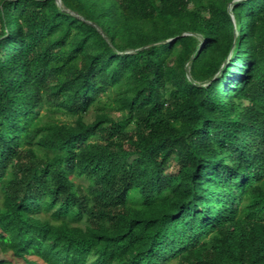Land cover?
<instances>
[{
	"label": "trees",
	"instance_id": "trees-1",
	"mask_svg": "<svg viewBox=\"0 0 264 264\" xmlns=\"http://www.w3.org/2000/svg\"><path fill=\"white\" fill-rule=\"evenodd\" d=\"M0 264H264V0H0Z\"/></svg>",
	"mask_w": 264,
	"mask_h": 264
},
{
	"label": "water",
	"instance_id": "water-1",
	"mask_svg": "<svg viewBox=\"0 0 264 264\" xmlns=\"http://www.w3.org/2000/svg\"><path fill=\"white\" fill-rule=\"evenodd\" d=\"M60 1V0H59Z\"/></svg>",
	"mask_w": 264,
	"mask_h": 264
}]
</instances>
